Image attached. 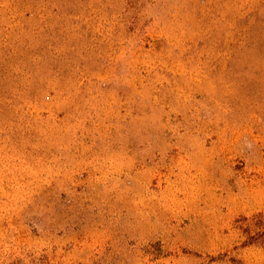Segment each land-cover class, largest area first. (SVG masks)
<instances>
[{"label": "rangeland", "instance_id": "374dc122", "mask_svg": "<svg viewBox=\"0 0 264 264\" xmlns=\"http://www.w3.org/2000/svg\"><path fill=\"white\" fill-rule=\"evenodd\" d=\"M0 264H264V0H0Z\"/></svg>", "mask_w": 264, "mask_h": 264}]
</instances>
